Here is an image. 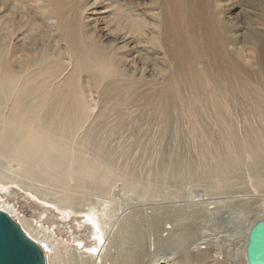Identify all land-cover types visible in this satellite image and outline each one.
Returning a JSON list of instances; mask_svg holds the SVG:
<instances>
[{
	"label": "rangeland",
	"instance_id": "rangeland-1",
	"mask_svg": "<svg viewBox=\"0 0 264 264\" xmlns=\"http://www.w3.org/2000/svg\"><path fill=\"white\" fill-rule=\"evenodd\" d=\"M25 1L26 6L23 3ZM23 2L21 0L18 2L19 6H14L12 0H0L2 20L0 44L8 53L10 52V57L18 62L26 58L40 60L42 52L48 51L52 53L53 60L43 63L42 67L53 64L57 72L63 71V75L74 68L77 69V77L80 76V80H77L79 87L84 91L87 105L93 108L91 116L80 131L84 144L87 148L90 147L91 153L98 150L100 155H104L115 171L132 172L139 180L143 178L141 185L136 186L139 188H135L138 191L130 190L128 187H126L128 192L122 190V185L124 189L125 185L120 178L115 179L118 184L114 181L113 185L107 187L108 194L119 193L118 199L123 196L120 199L122 202L110 205L116 208L113 218L122 214L121 221L124 224L130 223V229L132 226L135 229H131V233L128 234L127 244H125L127 240L121 241L123 237L121 232L112 236L113 241L104 264L149 262L161 264L166 258L178 257L184 251H196L198 246L212 248L213 253L219 257L218 264H235L237 261L231 258L230 249L235 247L233 245L236 242V234L239 235L243 227L249 224L248 220L254 223L258 219H264V166H262L264 156L262 154L259 171L252 169L253 160L247 153H244L241 159H237L234 155V143L231 141L229 143L231 139L228 130L233 129L242 139L248 131L255 134L264 133V110L260 113L255 107L252 108V101L261 98L260 92L264 96V72L254 76L252 84L254 95L243 88V84L237 86L239 89L236 88L238 91L234 92L227 80L218 75V78L212 77L216 70L225 67L224 64L199 67L196 60L205 49V42L200 35L205 30V24L213 31L217 43L221 40L216 28L218 24H222L227 37L233 38L248 54L256 55V49H260L264 40V0H23ZM138 11L143 12L146 20L158 28L168 26L172 29L175 25V30L183 32L186 39L183 44L184 52L177 53L178 56L175 54L174 58L170 59L160 51L153 40L158 30L146 29L143 40L138 43L133 37L135 33L129 38L124 37L123 30L130 28L128 19H131V14ZM52 18H55L65 30L72 27L75 29L79 45L82 47L79 50L81 55L77 52L79 46L76 48L69 46L59 36L60 32L54 30ZM31 20L32 24L29 25ZM35 22L38 23L36 27ZM8 30L15 33L10 37L7 35ZM125 44H130L129 48L133 47L128 51L133 54L130 55L131 61L127 64L123 63V54L127 53L122 51ZM156 45L158 48L154 47ZM12 48L17 50L11 51ZM137 50L142 51L144 58L135 56ZM68 54L75 58L74 67L72 63L66 67ZM82 55L91 59L88 63L90 70L95 73L107 71L109 75L101 81L88 78L89 72L84 70ZM168 60L171 62L170 65L167 63ZM252 61L254 68L258 69L259 63ZM201 63L207 62L202 60ZM59 64L63 66L59 67ZM121 64L126 65L127 71L124 77L121 76L120 81L114 84V79L110 75L118 72ZM173 64H176L174 70ZM164 69H168L166 79L159 75ZM88 128L90 129L86 131ZM225 155L232 159L231 167L229 166L222 176H212ZM2 159L5 160L3 157L0 158V165L2 163L1 167L3 166L0 167V173H10L4 168L5 161ZM164 169L168 177L162 175ZM200 169L211 171L207 175ZM185 170L190 173H186L183 178L175 175ZM154 174L155 176L160 174L159 178L152 177ZM19 177L24 180L28 178V183L31 184L29 188L32 187L33 191L44 188L45 192H52L49 194H53L49 196L51 198L60 190L34 177L24 174H20ZM140 186L145 188V193ZM106 191L98 194L103 193L106 196ZM81 193L79 191L74 193L80 203L76 204L79 205L78 209H87L88 203L104 199L92 192L88 196ZM0 197L9 205V209H12L15 220L19 221L26 217L32 220V227L36 230L50 228L55 232V239L68 241L72 245L71 254L75 252L78 254L79 250L92 249L94 238L92 225L84 211L65 213L61 209L58 210L54 204L41 201L17 183L0 184ZM199 198H206L207 202L218 201L219 211L207 217L203 216L202 210L207 203L198 201L199 204H196ZM113 213L109 218H112ZM123 213L126 214L123 216ZM169 213H172L171 216ZM186 215L188 219L193 220L188 221ZM136 226H139V229ZM133 231L138 235H132ZM55 239L53 238L51 242L54 243ZM131 253L133 254L131 259H123ZM112 258L115 262L111 261ZM62 262L67 264L66 261L55 259L49 264H63ZM236 264L248 262L239 260Z\"/></svg>",
	"mask_w": 264,
	"mask_h": 264
},
{
	"label": "bare ground",
	"instance_id": "bare-ground-1",
	"mask_svg": "<svg viewBox=\"0 0 264 264\" xmlns=\"http://www.w3.org/2000/svg\"><path fill=\"white\" fill-rule=\"evenodd\" d=\"M12 1L15 3L14 6H19L18 2H20L21 0ZM23 3H25L24 5L26 6V1ZM26 16L27 15L25 14V17ZM0 22L2 23L1 17ZM51 22H53L52 25L54 27V30L60 32L59 36H61V38L66 41L69 46H72L74 48H76V46H79L77 48V52L79 53V50L82 47L79 45L75 29L72 27L70 30H65L55 18H52ZM128 23L130 25V28L123 30L125 33L124 37L129 38L130 35L135 33V36L133 37L135 38V42L138 43L143 40V36H145L146 29L158 30V34L153 37V40L156 42L159 48L157 47V45L154 47L160 49V51L164 52V54L170 59L174 58L175 54L178 56L177 53L181 54L184 52L183 44L186 40L185 35L180 30H175V25L172 26V29L168 26L158 28L156 25L149 23L148 20H146V18L144 17L143 12L140 11L131 14V19H128ZM31 24L32 20L30 21L29 25ZM35 24L36 27L38 23L35 22ZM4 30L6 31V29ZM216 31L218 32L219 39L221 40L220 43L216 42V39L213 36V31L207 24H205V30L200 34L202 40L205 42V49L198 56V60H196V63L199 65V67L207 66L210 64H213L214 66L224 64L225 67H222L220 70H216L212 74V77L218 78L219 76L227 80L231 87V90L233 89L234 92L238 91L236 89L238 88L237 86L243 84V88H246L248 92L252 93V84L254 76L259 72H264V40L260 45V49H256V55H251L246 52L245 48L237 45L236 41L233 38L227 37L226 29L222 24H218ZM14 33V31L8 30L7 35H10L11 37V35H13ZM132 42L133 41H131V43ZM129 45L125 44V48H123L122 50L123 53L127 52L126 54H123V63L125 64H127L128 61H131L130 55L133 54V52H128L130 51V49L133 48H129ZM10 50L13 51L17 49L12 48ZM148 50L147 53L149 54ZM136 52L137 54L135 56H140V58H144V54L141 50H137ZM68 56V64L66 65V67H68V65L71 63L73 64L72 67H74V56L72 54H68ZM82 57L84 70L86 72H89L87 74L88 78H92L96 81H101L104 77H107L109 75L107 71L95 73V71L90 70L88 67V63L89 61H91V59L83 55ZM50 60H53L52 53L50 54V52L48 51H43L40 60H31L30 58H26L22 62H18L15 60V58L10 57V52L8 53L7 50L0 44V158L3 157L5 159H2L3 161H5L4 168L10 172L0 173V184L11 185L13 183H17L22 188L26 189L28 192H31L35 197H37L41 201L49 202L50 205L52 203L58 207V210L61 209L65 213H68L70 211L76 212L78 210L84 211L86 213L84 214L87 215L88 222L92 225L91 229L94 235L93 246L92 249H89L87 251H82L78 249V254H76V252L71 254L70 249L73 248L72 245L68 241L55 239V232L51 231L50 228L45 227L41 228V230H36L32 227V220L30 221L26 217H23L18 221L23 230L27 233V235L41 244V246L46 252L47 264H49L50 261L53 259L59 261L62 260L64 262L66 261L67 264H104V261L106 260L109 254V246H111L110 244L113 241L112 236L115 233L121 232L123 236L121 241H124L127 240V236L129 233H131V229H135V227L133 226L130 229V223L124 224V222L121 221L120 216L122 214L113 218V212L116 210V208H112L110 207V205L112 203L114 204L115 202L119 203V201H121L120 199H122L123 196L118 199L117 195L119 193L115 192H111L109 193L110 196H107L109 195L106 191L107 187L110 184L113 185V182L116 178H120L122 179L121 181H123V184L125 185V189L122 185V190L127 191L126 187L131 188L130 190H136L135 188H139L136 186L141 185V179L143 180V178L141 177V179L139 180L136 174L132 172H117L118 170L115 171L113 166L109 164L110 161L103 157L104 155H100L98 150L96 151V153L94 152L95 154L90 152V147L87 148V146L84 144L83 137L80 134V131H82V126L87 122V120L91 116V111L93 108L87 105L84 96V91L79 87L78 81L80 80V76L77 77L78 71L74 68L72 71L67 72L66 75H63V71L57 72L53 64L49 67H42L43 63H48V61L50 62ZM202 60H205L207 63L202 64ZM252 60H254V62L259 63L258 69L254 68ZM165 63L166 60H164V64ZM167 63L168 65L171 64L169 60L167 61ZM125 64H121V69L119 67L118 72L111 73L110 76L113 77L114 84H117L120 81L121 76L124 77V74L127 71ZM58 66L62 67L63 65L61 66L59 64ZM190 68L192 67L190 66ZM172 69H176V64L172 65ZM167 71L168 69H164L163 72L159 75L166 79ZM260 93L261 94L259 95L261 98H257L256 101H252L253 106H251L252 108L255 107V110H258L261 113L264 110V96L262 92ZM252 95L254 94L252 93ZM247 97L249 96L247 95ZM249 101L251 102V100ZM218 112H221V108L218 109ZM89 129L90 128L86 129V131H88ZM246 133V136L242 139L237 135V133L233 129H229L228 134L231 139H228L229 143L230 141L234 143V155L237 159H241L243 154L247 153L253 160L251 166L252 169H254L255 171H259L261 167L262 154L264 156V133L255 134L249 131ZM232 162V159L226 156L223 162L220 165L216 166L212 173V176H222L221 174L223 172L225 173L226 169H228ZM239 164L238 166H240ZM1 168H3V166ZM188 170L177 172L175 175H178V178H183L186 173H190V171ZM202 171H204L205 174L207 173L208 175V172H210L211 170L209 169L208 172H206L205 170ZM202 171H199V173ZM20 174H24L28 177H34L40 182L53 185L59 188L60 190L56 191L54 197L52 198L49 197L53 195H49L52 192H45L43 187L42 190L35 191V189L33 191L32 187L29 188V185L31 184L28 183V178H25L24 180V176L23 178L19 177ZM160 174H162V172ZM209 174L211 175V173ZM162 175L167 176V174H165V169L164 174ZM225 175L226 174H223V176ZM154 176L155 174L152 177ZM159 176L156 175L155 177L159 178ZM118 183L119 182L116 183L115 181V184ZM141 188H143V186H140V189ZM143 189V193H145V188ZM76 191H79L80 193L82 192L85 195L87 194V196L90 192H92L94 194H97L98 196H101L104 199L101 201L95 200L97 201L96 203L95 201L94 203H88L89 207L87 209L84 208L85 206L83 207L84 209H78L77 206L79 205L76 206V204H78L79 201L74 195V193L76 194ZM104 191H106V196L103 194ZM101 192L103 193L98 194ZM148 192L150 193V191ZM97 195L96 197H98ZM227 196H229V194ZM198 201L201 203H207V205L205 204L206 207H204L202 210L203 216L205 215L207 217V215L210 216L219 211L218 201L207 202L206 198H199L197 202ZM197 202L195 203L199 204V202ZM9 208V205L5 203V200L0 197V209L7 211L13 217V211ZM111 213H113L111 216L112 218H109ZM125 214L126 213H123V216ZM125 219H127V216ZM186 219H188L187 215ZM191 220H193V218H191L190 221ZM248 223L246 227H243L244 229L242 230L243 232L241 231L242 233L240 232L239 235L236 234V242L235 245H233L235 247L230 249L232 250V252L230 251L231 258L237 262L239 260L247 262L246 246L248 242V233L251 226L253 225V222H249L248 220ZM138 227L139 226H136V228ZM180 227L183 228L182 226ZM168 229L170 230V228ZM137 231L139 232V230ZM136 234L135 231L132 232V235ZM53 238L56 240L54 243L51 242ZM78 238L81 239L80 236ZM205 240H207V238ZM188 241L189 240H187V242ZM135 242H137V239L135 240ZM127 243L128 240L125 242V244ZM198 247L199 248H197L196 251H184L183 253L178 255V257L174 256L166 258V260L161 264H184V262H187L188 264H218L217 260L219 257L217 256V254L213 253L214 250L212 248L208 246ZM218 253L221 254L220 252ZM84 255H86L85 258ZM132 255L133 254L131 253L129 256L123 257V259L129 260L132 258ZM123 259L121 258V260ZM111 261L115 262L114 258H112ZM149 263L152 264L151 262Z\"/></svg>",
	"mask_w": 264,
	"mask_h": 264
},
{
	"label": "water",
	"instance_id": "water-1",
	"mask_svg": "<svg viewBox=\"0 0 264 264\" xmlns=\"http://www.w3.org/2000/svg\"><path fill=\"white\" fill-rule=\"evenodd\" d=\"M248 264H264V219L256 220L248 233ZM0 264H47L46 252L27 235L17 220L0 209Z\"/></svg>",
	"mask_w": 264,
	"mask_h": 264
}]
</instances>
